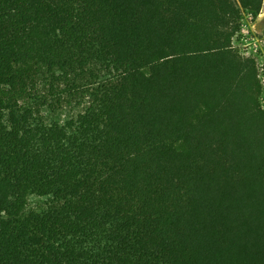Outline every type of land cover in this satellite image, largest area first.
I'll use <instances>...</instances> for the list:
<instances>
[{
	"label": "trees",
	"instance_id": "16d2710c",
	"mask_svg": "<svg viewBox=\"0 0 264 264\" xmlns=\"http://www.w3.org/2000/svg\"><path fill=\"white\" fill-rule=\"evenodd\" d=\"M263 4L0 0V264H264Z\"/></svg>",
	"mask_w": 264,
	"mask_h": 264
},
{
	"label": "rangeland",
	"instance_id": "374dc122",
	"mask_svg": "<svg viewBox=\"0 0 264 264\" xmlns=\"http://www.w3.org/2000/svg\"><path fill=\"white\" fill-rule=\"evenodd\" d=\"M246 14L243 27L244 29L249 30L251 36L259 39V46L256 41L250 39V37L246 36L245 33L240 32L239 36L235 40V47L240 50L241 53H251L255 48H259L258 54L256 58L259 59L261 56L264 58V4L261 13L258 16H249ZM248 40L247 42L245 41ZM262 104L264 106V85H263V93H262Z\"/></svg>",
	"mask_w": 264,
	"mask_h": 264
},
{
	"label": "built area",
	"instance_id": "2783aa9c",
	"mask_svg": "<svg viewBox=\"0 0 264 264\" xmlns=\"http://www.w3.org/2000/svg\"><path fill=\"white\" fill-rule=\"evenodd\" d=\"M247 15L249 16H253L252 14L250 13H246ZM246 14L244 15V18L246 16ZM248 16V17H249ZM244 21V19H243ZM243 21H242V26H241V31L240 32H243V34L245 33L246 36L250 37L251 40L253 41H256V43L258 44L259 43V39L258 38H254L253 36H251V33L249 30H246L244 29L245 27H243ZM245 41L247 42L248 40L245 39ZM259 46V44H258ZM258 51H259V48H255L253 50V52L251 53H242L244 56H247V57H252L255 59V61H257V65H258V70H259V78L261 80V83L262 85H264V58H262L261 56L259 57V59L256 58V55L258 54Z\"/></svg>",
	"mask_w": 264,
	"mask_h": 264
}]
</instances>
